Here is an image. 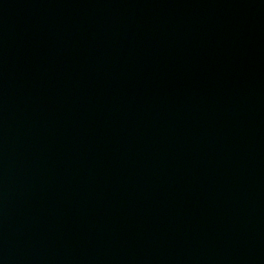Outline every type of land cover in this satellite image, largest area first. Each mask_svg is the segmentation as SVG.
<instances>
[{"label":"water","instance_id":"95a60500","mask_svg":"<svg viewBox=\"0 0 264 264\" xmlns=\"http://www.w3.org/2000/svg\"><path fill=\"white\" fill-rule=\"evenodd\" d=\"M0 264H264V0H0Z\"/></svg>","mask_w":264,"mask_h":264}]
</instances>
